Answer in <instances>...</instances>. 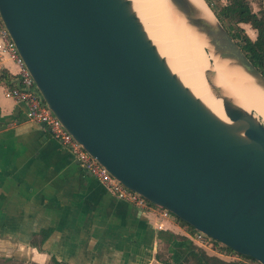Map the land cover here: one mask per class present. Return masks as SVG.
<instances>
[{
	"label": "water",
	"instance_id": "1",
	"mask_svg": "<svg viewBox=\"0 0 264 264\" xmlns=\"http://www.w3.org/2000/svg\"><path fill=\"white\" fill-rule=\"evenodd\" d=\"M213 53L264 91L222 24L173 0ZM264 29V0H261ZM0 20L46 107L127 190L264 264V124L218 86L228 121L167 66L130 0H0Z\"/></svg>",
	"mask_w": 264,
	"mask_h": 264
},
{
	"label": "crops",
	"instance_id": "2",
	"mask_svg": "<svg viewBox=\"0 0 264 264\" xmlns=\"http://www.w3.org/2000/svg\"><path fill=\"white\" fill-rule=\"evenodd\" d=\"M1 69L8 80L0 82V258L35 264H46L51 256L65 264H177L191 243L207 255L253 264L201 246L173 217L159 218L153 208L117 199L42 126L26 119L22 101L3 95L18 68L4 58ZM48 229L38 250L30 242L37 244V233Z\"/></svg>",
	"mask_w": 264,
	"mask_h": 264
},
{
	"label": "bare ground",
	"instance_id": "3",
	"mask_svg": "<svg viewBox=\"0 0 264 264\" xmlns=\"http://www.w3.org/2000/svg\"><path fill=\"white\" fill-rule=\"evenodd\" d=\"M187 1L200 18L215 22L204 0ZM130 4L169 69L215 115L228 121L222 96L211 83L238 106L264 119L262 88L231 61L214 54L204 34L184 20L173 0H130Z\"/></svg>",
	"mask_w": 264,
	"mask_h": 264
},
{
	"label": "built area",
	"instance_id": "4",
	"mask_svg": "<svg viewBox=\"0 0 264 264\" xmlns=\"http://www.w3.org/2000/svg\"><path fill=\"white\" fill-rule=\"evenodd\" d=\"M4 58L10 59L17 66L18 71L16 73L17 78L10 86L4 89L3 95L24 103L26 119L42 126V128L49 133L51 138L55 139L74 156L76 161L86 172L106 185L117 199L126 201L141 209L147 207L153 208L148 205L149 202L136 193L127 190L112 177L105 168L86 153L62 127L60 122L54 117L41 99L32 78L24 67L13 42L9 38L0 20V70L1 61ZM157 211L159 218L173 217L172 214L166 210L160 209ZM157 227H159V225ZM207 238L208 237L199 232H196V234L192 236V239L201 246H205ZM253 264L259 263L253 262Z\"/></svg>",
	"mask_w": 264,
	"mask_h": 264
},
{
	"label": "trees",
	"instance_id": "5",
	"mask_svg": "<svg viewBox=\"0 0 264 264\" xmlns=\"http://www.w3.org/2000/svg\"><path fill=\"white\" fill-rule=\"evenodd\" d=\"M216 19L222 24L228 34L237 42V45L248 58V60L261 72L264 76V29L262 22V11L259 10L258 13H255L251 10V7L247 0H225L221 2L220 0H204ZM215 3L216 6H213ZM240 24H249L251 28L255 29L256 37L254 40H251L247 34L244 32L243 28L239 26ZM8 76L4 69L0 70V82L7 81ZM156 210H160L156 206L148 203ZM173 216V215H172ZM173 218L181 224L186 231L191 236L196 234V231L191 228L185 222L177 219L175 216ZM50 229L40 230L37 235L39 236V242L34 245L38 250L40 249V243L48 235ZM35 235V234H34ZM33 236V235H32ZM205 247L209 248L219 254L228 255L234 254L232 250L219 244L218 242L207 238L205 241ZM187 251L186 255L178 262L177 264H235L234 262H229L218 258L217 256L207 255L205 251L195 244H191L186 248L183 253ZM237 255V254H235ZM242 257L248 261L253 262L252 259L248 257ZM1 260H9L8 258H0ZM48 262L60 263L55 260L53 256L50 257ZM167 264V263H161Z\"/></svg>",
	"mask_w": 264,
	"mask_h": 264
},
{
	"label": "rangeland",
	"instance_id": "6",
	"mask_svg": "<svg viewBox=\"0 0 264 264\" xmlns=\"http://www.w3.org/2000/svg\"><path fill=\"white\" fill-rule=\"evenodd\" d=\"M223 2H225V0H222V3ZM247 2L249 3L251 10L253 12L258 13L259 10L261 9V0H247ZM213 6H216L215 3ZM239 26H241L243 28L244 32L247 34V36L251 40L255 39L256 31H255V29L251 28L249 24H240ZM255 113H256L255 116L264 124V119L262 117H260L256 111H255ZM0 264H35V263L20 261V260H16V259H9V260H1L0 259ZM46 264H57V263L47 262ZM58 264H60V263H58Z\"/></svg>",
	"mask_w": 264,
	"mask_h": 264
}]
</instances>
